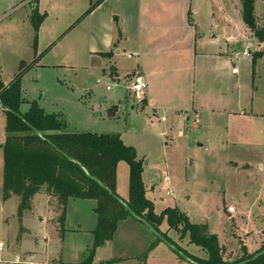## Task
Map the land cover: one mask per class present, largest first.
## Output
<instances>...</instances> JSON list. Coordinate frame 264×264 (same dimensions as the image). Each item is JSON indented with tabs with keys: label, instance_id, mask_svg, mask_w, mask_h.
I'll return each mask as SVG.
<instances>
[{
	"label": "rangeland",
	"instance_id": "374dc122",
	"mask_svg": "<svg viewBox=\"0 0 264 264\" xmlns=\"http://www.w3.org/2000/svg\"><path fill=\"white\" fill-rule=\"evenodd\" d=\"M41 1L44 5H54L44 25L47 33L43 34L35 30L28 4H22V0H0V80L8 84L20 71L21 60L30 64L35 54L40 55L38 47L42 51L53 45L46 56L40 57L42 64L24 75L23 97L37 101L47 112L59 114L71 131L119 134L126 144L133 145L144 161L143 178L156 212L173 205L192 222L207 227L208 233L217 234L227 261L234 262L258 251L264 245V170L259 167L264 162V41L245 23L242 0H194L193 8L199 12L203 33L219 35L227 46L224 39H229L232 61H228V68L232 76L226 77L224 87L227 91L230 89V101L227 105L217 104L232 112L230 115L239 117L232 118L229 130L243 137L244 145L238 140L225 142L228 124L225 115L214 120L203 113L202 123L194 127L193 113L189 112L190 119L184 124L182 115L176 119L172 111L163 109L172 104L201 106L198 86L195 90L188 84L159 89L157 96L163 106L155 113L138 105L146 97L138 99L126 88L130 74L138 68L136 57L124 56L118 61L116 65L122 70L118 80L112 71L114 65L108 59L105 72L90 64L84 40L76 39L82 29L81 38L85 37L86 24L74 29L72 36H63L72 26L75 12L87 0H77L78 4L76 0ZM255 14L259 25H264V0H256ZM49 32L56 35L51 37ZM36 36L37 47L34 46ZM230 36H233L232 42ZM78 50L81 58L73 66L43 65L55 60L63 62L65 51L76 53ZM248 52L254 55L262 52L263 56L254 61ZM233 67L238 68V75L232 74ZM220 88L213 84L209 90L213 93ZM114 104H120V110ZM28 106L25 102L22 111ZM164 110L167 121L162 120ZM5 128L6 117L0 107V242L5 244L0 250V264L86 260L94 247L96 200L71 199L62 222L57 213L52 219L54 211L43 191L20 219L19 196L13 194L7 200L3 197ZM129 173V164L121 161L117 192L126 200L130 195ZM162 174L163 177L169 174L174 195L166 194L169 184L162 182ZM54 204L58 205L57 201ZM160 229L172 243L160 240L151 227L139 220L120 221L113 239L96 248L93 262L105 263L134 255L127 261L108 264H196L186 252L208 257L206 250L190 242L189 234L182 236L180 230L170 229L166 220Z\"/></svg>",
	"mask_w": 264,
	"mask_h": 264
},
{
	"label": "trees",
	"instance_id": "16d2710c",
	"mask_svg": "<svg viewBox=\"0 0 264 264\" xmlns=\"http://www.w3.org/2000/svg\"><path fill=\"white\" fill-rule=\"evenodd\" d=\"M102 1L92 3L86 14ZM242 3L245 23L260 41H264V25H259L255 14L256 0H242ZM45 17L38 8L33 10L37 32ZM262 56V52L256 53L254 61ZM35 61L21 63L20 71L8 84L0 80V104L5 107L6 117L3 197L7 200L13 194L19 196V217L22 219L24 213L31 210L35 195L46 191L57 197L62 222L70 199H95L97 202L94 247L89 257L82 262L60 260L53 264H96L93 262L96 248L110 242L119 222L131 215L145 222L167 243L172 241L160 229L165 220L170 229L180 230L182 236L189 234L190 242L208 253L207 258H201L186 252L196 264H264V245L251 255L245 254L240 260L229 262L217 234L208 233L207 227L192 222L178 207L169 206L157 213L153 200L147 196L144 161L138 157L137 149L126 144L119 134L71 131L59 114L47 112L35 100L27 101L23 97L22 80ZM25 102L29 106L22 111ZM121 161L127 162L130 168L128 200H123L117 192V170ZM111 262L113 260L99 264Z\"/></svg>",
	"mask_w": 264,
	"mask_h": 264
},
{
	"label": "crops",
	"instance_id": "0c3cea01",
	"mask_svg": "<svg viewBox=\"0 0 264 264\" xmlns=\"http://www.w3.org/2000/svg\"><path fill=\"white\" fill-rule=\"evenodd\" d=\"M97 1L98 0H87L83 6L79 7L75 12L76 16L72 26L68 27L63 32L64 37L72 36L74 29L78 30L81 24H86L84 25L86 30L85 37L81 38L84 30L82 29L79 30L76 39H78V42L84 40V48L87 49L88 57L91 58L90 64L92 67H96L98 70L105 72L106 60L108 59L111 64L114 65L112 71L116 79L119 80L122 76V70L116 64L124 56L128 57V54H133V56L136 57L135 64L138 68L134 73L132 72L130 74V81L133 75L140 73L146 76L149 83L148 91L145 95L146 98L141 102L139 101L140 104L138 103V105L145 106L154 113L162 109L160 108V103H162V101L157 96L159 89L177 87L178 85H184L186 87L187 84L192 85L194 90L197 86L200 87V96L202 95L201 99L203 101L201 106H199V104L182 107L177 104H172L170 107L161 106L164 107L163 109L172 111L176 119L182 115L184 124L190 119V114L189 118H185V115L182 113L184 110L188 111L187 113H198L199 115L206 113L214 120H218L222 115H225L228 123L225 142H237L238 140L239 142L241 141L240 145H244L242 142L243 137L239 135L235 136V134L230 133L231 129L229 130V127L233 124L232 118L236 119L239 117L230 115L232 112L222 109L221 106L217 104L227 105L230 101L228 97L230 89L227 91L224 87L226 77L232 76L228 68V61H232V55H230L231 48L229 47L230 42H228L229 39H224L228 44L227 46L223 44L219 35L203 33V29L202 27L200 28V23L198 21L199 12L196 8H193L194 0H103L95 6L90 13L86 14V11L90 8L92 3ZM75 2L78 4L77 0ZM21 3L29 5L30 16L35 8H38L40 14L46 15V19L39 28V34L47 33L46 26L44 25L53 13L52 9L54 5L52 3L44 5L41 0H22ZM80 3L79 1V4ZM1 21L2 20H0V22ZM48 34L51 35V37L56 35L55 32H49ZM232 38L233 36H230L231 42L233 41ZM34 46L37 47V43L35 44L34 42ZM78 47L80 48L81 45ZM52 48L53 45L48 49L40 51L38 47L39 54L41 55L40 57H42V55L43 57L46 56V53L51 51ZM251 55L254 56L253 53H251ZM37 56L38 55L35 54L33 58V60H36V63L32 68L42 64V58L39 57L40 59H36ZM80 58L81 50L76 51V53L74 51H65L62 57L63 62L55 60L46 64L43 62V65L73 66ZM20 63H26V61L21 60ZM86 64L88 65V62ZM87 65L84 67H88ZM28 71H26L25 74ZM238 73L232 74L235 76L238 75ZM14 76L15 74L13 77ZM130 81L128 80V84L126 85L127 89ZM213 84L222 87L219 90H213L214 94L209 90ZM128 91L131 95L129 89ZM197 92L198 91H196L195 94H197ZM113 106H119L120 110V104H114ZM0 107H2L1 104ZM134 107H136V105H134ZM180 131H183V129H180ZM259 167L261 170H264V162H260ZM161 176L163 177V174ZM166 177L168 178L167 180H165ZM161 180L169 184L166 194L174 195L170 188L171 178L169 174L164 175ZM146 188L148 191L147 185ZM163 188L164 187L161 186V189L164 191L165 189ZM44 192L46 199H49L51 209L54 211L52 219H54L56 213L59 217L61 208L57 197L52 196L46 191ZM38 194L35 195L34 199ZM54 201H57L58 205H55ZM130 218L134 221L139 220L143 224L145 223L132 215L122 221H126ZM133 256L134 255H124V257L114 258L113 261H127V259ZM55 262L56 261H51L50 264Z\"/></svg>",
	"mask_w": 264,
	"mask_h": 264
},
{
	"label": "built area",
	"instance_id": "2783aa9c",
	"mask_svg": "<svg viewBox=\"0 0 264 264\" xmlns=\"http://www.w3.org/2000/svg\"><path fill=\"white\" fill-rule=\"evenodd\" d=\"M250 54L251 53L248 52V55ZM128 57L129 58L133 57V54H128ZM238 72H239L238 68L233 67L232 73L237 74ZM148 87H149V83H148L146 76L138 73V74L133 75V77L131 78L128 89L130 90L132 94L136 96V98L142 100L147 93ZM108 88H110V86ZM166 114H167V111H164V115L162 117L163 121L166 120ZM184 115H185V118H189V113H185ZM194 117L195 119L193 120V125L194 127H197L199 123L201 122V118L198 113H195ZM263 123H264V117H263ZM167 179L168 178L166 177L165 180ZM4 248H5V244L3 242H0V250H3ZM29 264H33V263L31 262Z\"/></svg>",
	"mask_w": 264,
	"mask_h": 264
},
{
	"label": "water",
	"instance_id": "95a60500",
	"mask_svg": "<svg viewBox=\"0 0 264 264\" xmlns=\"http://www.w3.org/2000/svg\"><path fill=\"white\" fill-rule=\"evenodd\" d=\"M1 105H2V104H1ZM2 108H3V109H5V107H4V106H2Z\"/></svg>",
	"mask_w": 264,
	"mask_h": 264
}]
</instances>
